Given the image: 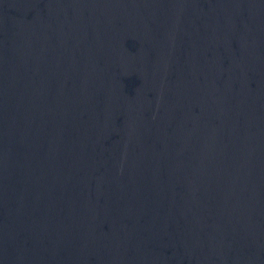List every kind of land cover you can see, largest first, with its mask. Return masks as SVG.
Masks as SVG:
<instances>
[{"label": "water", "instance_id": "95a60500", "mask_svg": "<svg viewBox=\"0 0 264 264\" xmlns=\"http://www.w3.org/2000/svg\"><path fill=\"white\" fill-rule=\"evenodd\" d=\"M0 264H264V0H0Z\"/></svg>", "mask_w": 264, "mask_h": 264}]
</instances>
